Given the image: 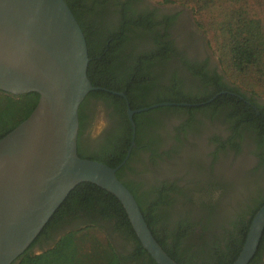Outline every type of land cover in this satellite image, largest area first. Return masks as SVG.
<instances>
[{"label": "trees", "instance_id": "16d2710c", "mask_svg": "<svg viewBox=\"0 0 264 264\" xmlns=\"http://www.w3.org/2000/svg\"><path fill=\"white\" fill-rule=\"evenodd\" d=\"M217 1L220 0H161L162 3L181 5H188L191 2L201 8L214 5ZM221 1L240 3L244 0ZM65 2L86 39L89 56L87 76L92 85L104 88V90L90 91L79 104L77 152L80 157L114 167L126 154L132 136V127L126 114V101L110 90L124 93L131 109L158 102L201 103L215 96L210 102L197 106H159L135 113L133 115L135 135L143 131L145 120H148L146 123L152 124L154 120L151 116L159 111L208 110L212 114L222 111L225 113V118L232 123L233 135L230 138L235 141L243 128L255 137L258 145H264V106L256 103L252 96L248 97L234 84V88H229L221 83L214 85L212 90L184 91L178 87L174 77L165 78L151 71L156 65L157 56L148 58L146 55H139L131 58L122 50L123 46H128L133 38L141 33L132 30L131 25L137 30L155 31V22L144 19L135 24L126 20V15L122 13L118 24L111 29L92 27L81 17V11L84 10L81 0H65ZM255 24L256 22L251 19L245 23L236 18L223 28V32L226 31V34L222 35L223 42H221L224 46V57L230 68L236 72L243 73L255 65H261L264 30L262 28L260 30ZM160 36L157 34L156 38ZM111 55H114L118 61L114 65L108 62ZM37 100L36 92L14 95L0 90V137L25 119ZM92 100H101L112 113L117 114L120 118L121 133L117 141L102 144L85 157L78 144L83 122L87 117L85 108ZM189 120H186L185 124L194 121L192 114L189 115ZM185 124L179 129L184 128ZM234 141L232 145L236 146ZM259 158L260 163L264 164V150L259 153ZM124 165L116 171L119 180ZM188 172L192 173L190 185L179 187L175 183L164 182L142 197L136 195L135 188L122 183L135 197L156 241L178 264H231L241 250L254 213L264 204V193H258L256 190L248 194L244 201L237 196L234 200L232 195H229L232 191L229 189L231 185L223 179L219 180L212 169L193 168V172ZM261 174H264V168ZM217 188H220V193L214 195ZM230 200L237 203L232 213L227 208ZM76 208L93 209L98 218L91 220V224L63 232L51 246L42 249L39 253H34L30 249L64 220V216L69 211ZM101 221L104 223H98ZM105 222L112 231L124 235L133 243V257L147 255L144 264H156L141 246L120 201L112 193L90 182H81L68 193L29 247L17 261L11 264H121V257L104 231V228L109 230L108 226L105 227ZM263 251L264 229L258 248L248 264L261 259Z\"/></svg>", "mask_w": 264, "mask_h": 264}, {"label": "water", "instance_id": "95a60500", "mask_svg": "<svg viewBox=\"0 0 264 264\" xmlns=\"http://www.w3.org/2000/svg\"><path fill=\"white\" fill-rule=\"evenodd\" d=\"M84 33L65 0H0V90L36 92L29 115L0 137V264H11L29 247L68 193L81 182L112 193L122 204L141 246L156 264H178L152 235L140 207L112 167L77 152L78 108L94 90L87 76ZM133 115L159 106L201 103L158 102L131 109ZM264 229V204L254 213L231 264H248ZM40 252V251H39ZM37 252V253H39Z\"/></svg>", "mask_w": 264, "mask_h": 264}, {"label": "flooded vegetation", "instance_id": "af4514ba", "mask_svg": "<svg viewBox=\"0 0 264 264\" xmlns=\"http://www.w3.org/2000/svg\"><path fill=\"white\" fill-rule=\"evenodd\" d=\"M81 5L84 9L81 11V17L92 27L111 29L118 24L122 13L124 16L126 15V20L135 24L144 19L155 22V31L137 30L134 25H131L132 30L141 33L136 38H133L136 35L132 36V42L126 47L123 46L122 50L131 58H136L139 55H146L148 58L157 56L156 65L151 71L157 75L161 74L165 78L174 77L180 89L184 91L212 90L218 83L229 88L235 87L229 81L217 56L209 49L205 37L193 29L191 9L183 5L164 7L152 4L149 0H81ZM157 34L161 36L156 38ZM108 60L113 65L118 62L114 55H111ZM248 97L250 96L248 95ZM252 98L256 103L264 106L263 100ZM101 105H103L102 113L98 108ZM254 108L256 107L254 106ZM85 113L87 117L83 122L78 146L86 157L102 144L116 140L121 133V124L117 114L112 113L111 109L106 107L101 100H92L91 104L86 106ZM98 113H101L102 126L94 130L93 124ZM213 113L217 118L211 120L212 122L209 121V130L203 135H200L198 129H194L193 123L186 124L184 129H179L181 126H176L174 116L161 115L160 111L151 116L154 120L152 124L146 123L148 120H145L143 131L135 135V130H132L130 145L126 149V152L130 149L129 155L125 161L126 164H123L125 167L120 173L121 181L135 188V193L139 197L153 188L161 186L164 182L175 183L179 187L190 185L192 183L190 174L192 173L188 171L193 172V168H190L193 167L192 162L197 161L196 158L203 160L202 154H199L200 147L207 146V139L216 130H227L229 131L228 136L233 135L232 123L225 118V113L222 111ZM241 130L236 139H240L242 145L246 147L247 141L250 139L256 143L255 137L247 130H243V128ZM254 146H256V150L251 156H248L250 148H243L241 157L245 156L246 160L248 158L246 161L248 167L241 169L239 173L244 178L250 179L251 174L257 175L264 168V164L260 163L259 158V153L264 150V145L256 143ZM198 179L200 178L198 177ZM238 199L244 201L245 197H238ZM236 204L230 200L227 208L231 213L235 211ZM97 216L93 209L76 208L69 211L64 216V220L51 229L47 235L40 238L30 249H45L51 246L63 232L91 224L90 221L97 219ZM98 223L103 224L104 222ZM107 226L110 232L108 236L114 238V242H112L121 257V264H144V258L147 255L133 257V243L124 235L112 231L108 223ZM116 239L119 240L118 244L115 242ZM124 249L126 250L124 251ZM251 264H264V251L261 259Z\"/></svg>", "mask_w": 264, "mask_h": 264}, {"label": "rangeland", "instance_id": "374dc122", "mask_svg": "<svg viewBox=\"0 0 264 264\" xmlns=\"http://www.w3.org/2000/svg\"><path fill=\"white\" fill-rule=\"evenodd\" d=\"M149 2L152 4L163 5L164 7L181 5L179 3H162L161 0H149ZM183 6L192 10L193 23H191L194 27L192 28L195 32H200L202 36L205 37L209 49H211L213 54L217 56L219 61L221 60V66L223 67L229 81L239 88L241 92L264 101V48L261 57L262 62H260L261 65H255L246 72L239 73L230 68V64L224 57V46L221 45V42H223L222 35L226 34V31L223 32V28H225L228 22H232L236 18H239L240 22L245 23L251 19L256 22V27L258 25L260 30L261 28L264 30V0H244L240 3H230L220 0L215 2L214 5L212 4L203 8L191 2L188 3V5ZM102 107L103 105L98 107L99 110H101V113ZM101 113H98L96 116L95 123L93 124L94 130H97L102 126V119L100 118ZM160 113L161 115L174 116L176 118V120H174L176 121V126L185 124L186 120L190 121L189 115L192 114L194 120L192 122L193 127L194 129L199 130L200 135H203L209 130V121H213L214 118H217L208 111L200 110H194L192 112L186 110L180 112L160 111ZM228 134L229 131L227 130H216L213 132V135L207 139L208 141H206L208 142V144H206L207 146L200 147L199 154H202L203 160L196 158L197 161L193 160V167L190 168L212 169L213 174L217 176L219 180L223 179L231 185V188L229 189H232V191L229 190L231 192L229 195H232L233 199H235L236 196L246 197L251 192H256V190H258V193H264V174H261L262 171L257 175L254 173L251 174L252 176L250 179L244 178L239 173L241 169L248 167L246 165L248 158L246 160L245 156L241 157L245 146L242 145L240 139H235L234 141L230 138V135L228 136ZM230 139L232 142H228ZM233 141L236 143V146L232 145ZM254 144L256 143L252 139L247 141L248 146L246 145V147L250 148L248 151L250 154H248V156L254 155L256 150ZM254 175H256L255 178ZM256 181L257 183H255ZM219 193L220 188H217L214 191V195H218ZM104 231L108 236L110 233L109 230L104 228ZM100 236L103 235L100 234ZM108 238L110 241L114 242V238H111V236H108ZM118 241L119 240L116 239L115 242L118 244ZM125 250L126 249H124V251ZM32 251L37 253L41 251V248H36Z\"/></svg>", "mask_w": 264, "mask_h": 264}]
</instances>
